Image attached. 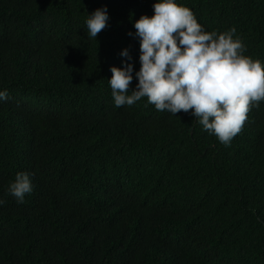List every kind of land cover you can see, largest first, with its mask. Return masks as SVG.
<instances>
[{
  "label": "trees",
  "instance_id": "1",
  "mask_svg": "<svg viewBox=\"0 0 264 264\" xmlns=\"http://www.w3.org/2000/svg\"><path fill=\"white\" fill-rule=\"evenodd\" d=\"M156 2L0 0V200L17 172L33 183L17 216L0 205L23 241L0 237V264H264V101L228 146L191 110L114 105L110 69L128 48L135 88L129 32ZM177 2L264 63V0Z\"/></svg>",
  "mask_w": 264,
  "mask_h": 264
},
{
  "label": "clouds",
  "instance_id": "2",
  "mask_svg": "<svg viewBox=\"0 0 264 264\" xmlns=\"http://www.w3.org/2000/svg\"><path fill=\"white\" fill-rule=\"evenodd\" d=\"M153 9L154 15H142L134 22L135 33L129 32L131 43L134 40L140 50L135 88H131L134 65L128 62L132 60L128 48L120 53L127 58L124 67L110 69L113 75L108 83L115 107H130L147 97V103L160 112L176 116L191 110L204 131L230 145L251 109L264 101V63L245 55L246 45L235 27L207 31L194 12L177 0H157ZM109 19L107 6L88 14L89 38L97 39ZM121 24L125 26V21ZM7 99V90H0V101ZM32 191L31 175L17 172L0 205L5 204L8 215L17 216V202L23 203ZM15 222L2 221L0 237L20 249L23 241L12 228Z\"/></svg>",
  "mask_w": 264,
  "mask_h": 264
}]
</instances>
